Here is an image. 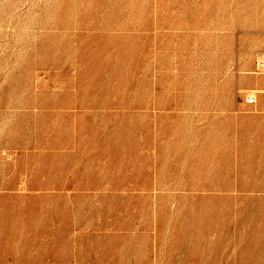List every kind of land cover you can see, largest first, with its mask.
Here are the masks:
<instances>
[{"label": "rangeland", "instance_id": "374dc122", "mask_svg": "<svg viewBox=\"0 0 264 264\" xmlns=\"http://www.w3.org/2000/svg\"><path fill=\"white\" fill-rule=\"evenodd\" d=\"M262 52L264 0H0V264H264Z\"/></svg>", "mask_w": 264, "mask_h": 264}, {"label": "built area", "instance_id": "2783aa9c", "mask_svg": "<svg viewBox=\"0 0 264 264\" xmlns=\"http://www.w3.org/2000/svg\"><path fill=\"white\" fill-rule=\"evenodd\" d=\"M255 66L257 69L259 70H264V52L260 53L257 57V59L255 60ZM257 103V98L250 96L247 99V104H256Z\"/></svg>", "mask_w": 264, "mask_h": 264}]
</instances>
